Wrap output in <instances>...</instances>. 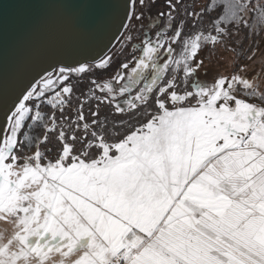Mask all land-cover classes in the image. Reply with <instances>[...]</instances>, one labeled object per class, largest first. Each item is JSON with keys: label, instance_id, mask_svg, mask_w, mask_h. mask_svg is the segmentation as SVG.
I'll return each mask as SVG.
<instances>
[{"label": "snow or ice", "instance_id": "snow-or-ice-1", "mask_svg": "<svg viewBox=\"0 0 264 264\" xmlns=\"http://www.w3.org/2000/svg\"><path fill=\"white\" fill-rule=\"evenodd\" d=\"M120 28L6 114L0 264H264V0H126Z\"/></svg>", "mask_w": 264, "mask_h": 264}, {"label": "water", "instance_id": "water-1", "mask_svg": "<svg viewBox=\"0 0 264 264\" xmlns=\"http://www.w3.org/2000/svg\"><path fill=\"white\" fill-rule=\"evenodd\" d=\"M126 0H0V127L43 70L108 55Z\"/></svg>", "mask_w": 264, "mask_h": 264}, {"label": "rangeland", "instance_id": "rangeland-1", "mask_svg": "<svg viewBox=\"0 0 264 264\" xmlns=\"http://www.w3.org/2000/svg\"><path fill=\"white\" fill-rule=\"evenodd\" d=\"M241 38H243V34L241 35ZM257 39L259 40V38H257ZM121 41H122V36H120V37L117 39L116 43L114 44L113 48H112L111 51L108 53V55L115 54V53H118V52L120 51V48H121ZM251 43H252L251 40L246 41V46H247L248 44H251ZM262 55H264V40H261V41H260V51L258 52V57H257V58H258V61H259V59H260V57H261ZM206 63H207V61H206ZM0 227H2V225H0Z\"/></svg>", "mask_w": 264, "mask_h": 264}]
</instances>
